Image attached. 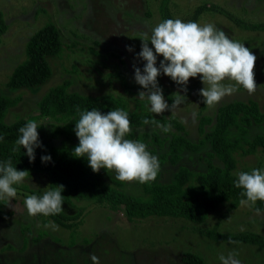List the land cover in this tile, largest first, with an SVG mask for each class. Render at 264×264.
I'll return each mask as SVG.
<instances>
[{
  "label": "rangeland",
  "instance_id": "obj_1",
  "mask_svg": "<svg viewBox=\"0 0 264 264\" xmlns=\"http://www.w3.org/2000/svg\"><path fill=\"white\" fill-rule=\"evenodd\" d=\"M201 7L206 8L197 23H213L232 39L244 43L257 57L254 71L258 88L250 95L238 86L233 95L214 106H207L199 95L204 85L197 77L189 80L184 103L159 116L151 113L156 118L177 117L187 137L199 143L204 138L199 133L200 118L213 119V125L207 127V131H213L216 114L222 106L253 100L264 111V30L252 29L264 25V0H0V95L21 98L18 106L8 112L6 122L12 123L19 118L35 121L41 126L37 130L40 142L62 144L63 138L52 136L56 122L41 116L38 104L47 92L64 82L70 83L71 92L121 98L130 112L139 110L143 102H147L149 109L147 99L142 101L137 97L144 89L134 80L133 64L143 70L145 63L136 59L141 50V34L150 35L151 30L165 20L166 11L173 19L189 22ZM50 22L59 28L63 42V53L50 60L53 76L34 90L9 89L7 83L11 74L26 59L30 37ZM126 46H132L134 51L128 52ZM162 59L157 57V67ZM158 86L171 105L172 94L181 86L163 74L158 77ZM154 133L160 142L168 141L163 145L154 142L151 137ZM133 135L131 140L140 141L148 135L143 143L159 162L169 153L170 137L161 127L147 125L135 129ZM257 135H264V124L251 127L248 137ZM78 144L73 139L70 146L74 150ZM211 152V144L207 143L198 152H184L177 165L169 160L159 163L160 170L152 183L173 182L181 166L192 171H206ZM256 168L264 170V155L238 156L235 174ZM100 173L108 185L116 187L114 182L119 180L114 171L101 169ZM48 186L46 175H34L14 185L15 198L0 199V264H93L91 255L98 257L99 264H183L182 257L187 252L202 256L207 264H221L219 256H227L229 252L237 253L241 264H264V249L238 242H215L195 229L264 236V212L257 215L251 206L240 205L231 211L221 207L198 226L169 217L130 222L123 211L114 212L107 206L88 201L76 202L77 207L64 204L63 211L67 215L75 216L82 208L84 211L83 223L78 227L76 243L72 246L69 230L52 222L44 225L38 215L31 216L26 210V197ZM120 190L128 195H142V185L135 181L122 182ZM40 236L42 239L36 241Z\"/></svg>",
  "mask_w": 264,
  "mask_h": 264
},
{
  "label": "trees",
  "instance_id": "obj_2",
  "mask_svg": "<svg viewBox=\"0 0 264 264\" xmlns=\"http://www.w3.org/2000/svg\"><path fill=\"white\" fill-rule=\"evenodd\" d=\"M206 8V7H205ZM199 8L191 21L197 22L204 12ZM164 19H173L166 11ZM254 30H264V25L253 26ZM63 53V42L59 28L50 22L36 31L26 45V59L19 64L11 74L7 87L9 89H37L44 85L53 76L50 63L52 58ZM70 83L64 82L47 92L38 104L41 116L56 122L53 125L54 139L63 138L60 145H46L35 150V160L29 161L26 149L15 144L19 138V129L28 121L19 118L12 123L6 122L10 109L21 102V98H9L0 95V163L11 160L17 170H28L29 176L46 175L49 185H63L61 193L64 204L77 207L76 202L88 201L101 206H107L111 211L121 212L130 222L144 220L150 217H169L184 219L195 225L204 224L209 215L221 207L229 211L240 206L242 189L235 187L237 176L235 171L239 157L264 155V135L248 137L253 125L264 124V111L256 101L234 102L219 108L215 118V128L207 131L213 125L210 117H201L199 133L204 137L199 143L191 141L186 134L183 123L175 116L163 115L156 118L148 109L147 102H143L139 110L130 112L127 104L121 98L112 95L89 96L69 90ZM98 109L106 114L111 110L123 109L130 119L131 132L127 135L134 138L133 131L145 127L144 119L154 121L148 125H164L169 127L164 131L169 135V153L162 156L160 164L169 160L177 165L182 154L186 151L198 152L205 144L210 143L212 152L207 162L206 171H192L181 166L170 183H144L142 195H128L120 190L122 182L115 181L116 187L108 185L102 178L100 171L94 173L88 166L87 158L73 156L71 141L78 138L75 135V123L80 113L85 110ZM79 109V111L77 110ZM175 130L173 132V130ZM154 142L161 141L156 133L152 136ZM148 140V135L141 138L142 142ZM79 143V141H78ZM18 147L19 151H13ZM51 156V162L42 163L41 157ZM215 160L219 163L216 164ZM220 164V165H219ZM251 172V171H248ZM35 195L42 196L43 191H33ZM3 204V203H1ZM63 204V205H64ZM62 205V209H63ZM256 211L264 212V202L257 201L251 206ZM1 213V212H0ZM83 208L75 216L67 215L64 211L57 215H38L44 225L51 222L71 232V243L75 245L78 227L83 223ZM197 232L215 242H238L259 249H264V236L253 233L220 234L216 229L195 228ZM40 239H35L40 241ZM183 264H207L205 259L194 253L187 252L182 257Z\"/></svg>",
  "mask_w": 264,
  "mask_h": 264
},
{
  "label": "clouds",
  "instance_id": "obj_3",
  "mask_svg": "<svg viewBox=\"0 0 264 264\" xmlns=\"http://www.w3.org/2000/svg\"><path fill=\"white\" fill-rule=\"evenodd\" d=\"M139 40L141 50L137 60L144 61L143 70L133 64L134 80L144 91L138 93L140 100L147 99L149 111L162 115L172 111L185 102L187 85L190 79L200 77L204 85L199 91L207 106L218 104L226 96L237 92L238 86L250 95L257 90L255 80V64L257 57L244 43L232 39L225 31L213 23L200 24L179 18L166 19L156 25L151 34L142 33ZM149 44L152 47H149ZM128 52H133L132 46H126ZM163 57L157 67V57ZM161 74L171 78L178 86L177 92L171 96L169 105L163 95V89L158 86ZM230 81V83H225ZM183 92L184 95L180 93ZM79 111V109H77ZM154 123L144 119L143 124ZM164 131L169 127L157 125ZM38 125L29 121L19 129L20 136L15 144L26 149L30 162L35 160V150L41 148ZM74 132L79 144L72 152L76 158H87L88 166L94 173L101 169L114 171L116 179L121 182H152L160 170L158 157L152 155L148 146L140 140L127 139L131 132L128 113L116 109L102 113L98 109L85 110L80 113L75 123ZM4 139L0 136V142ZM14 147L13 151H19ZM42 163L51 162V156L41 157ZM28 170H17L11 160L0 163V199L15 198L17 189L14 185L22 183L28 176ZM235 187L242 189L241 206H253L257 201L264 202V170L252 169L251 172L240 171L235 174ZM63 185H49L43 195H28L24 205L29 215H57L63 212ZM257 215L261 214L256 209ZM237 253L221 254V264H241L236 258ZM93 264H99L95 255L90 256Z\"/></svg>",
  "mask_w": 264,
  "mask_h": 264
}]
</instances>
